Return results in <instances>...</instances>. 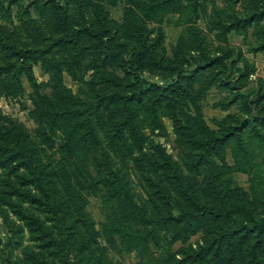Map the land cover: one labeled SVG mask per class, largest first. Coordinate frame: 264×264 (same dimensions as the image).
<instances>
[{"label": "trees", "instance_id": "trees-1", "mask_svg": "<svg viewBox=\"0 0 264 264\" xmlns=\"http://www.w3.org/2000/svg\"><path fill=\"white\" fill-rule=\"evenodd\" d=\"M215 1L0 0V96L19 99L25 82L40 145L52 150L59 141L58 159L43 164L44 150L26 142L22 126H0V170L15 179L1 185V201L35 226L29 233H40L33 240L45 241L43 250L57 246L52 228L23 202L60 220L76 207L65 234L79 223L91 234L82 236L84 248L101 237L117 254L135 252L138 264H264V96L243 92L247 64L237 67L225 46L231 32L256 26L255 51L264 50V8L261 0H225L227 9ZM118 3L116 21L105 9ZM238 3L245 13L232 8ZM209 5L213 49L197 25ZM168 17L182 27L172 58L161 27ZM34 67L46 82L36 81ZM212 87L228 92L215 107L238 108L214 121L215 130L199 107ZM161 116L171 121L180 165L144 131L162 129ZM232 171L248 176L247 191L227 178ZM86 196L105 210L99 232L74 202ZM29 254L34 264H49Z\"/></svg>", "mask_w": 264, "mask_h": 264}, {"label": "rangeland", "instance_id": "rangeland-1", "mask_svg": "<svg viewBox=\"0 0 264 264\" xmlns=\"http://www.w3.org/2000/svg\"><path fill=\"white\" fill-rule=\"evenodd\" d=\"M23 3H25L23 1ZM123 3H118L116 7H106L105 12H108L109 18L119 21L122 16ZM215 6L218 9H227L228 3L225 0H216ZM213 5L208 6L206 15L197 22V25L207 34V41L209 43V49L215 48L217 42L213 40V33L209 32V19L213 15ZM261 7L264 8V0H261ZM236 12L245 13L246 9L243 3L235 4L232 7ZM13 14L16 11L12 9ZM215 16V15H213ZM174 19L168 17L162 24V31L164 35L163 47L165 48L166 57L172 58V52L178 45V40L181 37L182 27H177L173 24ZM261 26L264 27V19L261 22ZM209 32V33H208ZM259 28L256 26L248 27L246 31L231 32L227 36V42L225 46H229L232 50V56L229 60H233L234 64L239 68H244L246 63V69L249 74V82L247 88L243 89L245 94L250 95L251 99H256L257 96H264V50L255 51L260 45ZM35 79L38 83H44L47 81L48 76L43 73L39 67L33 68ZM154 81L160 83L158 77L152 78ZM66 86L77 91L78 86L72 83L68 78H65ZM25 93L19 99L4 98L0 96V126L4 128H10L11 126H22L27 133V143H35L40 150L39 158L43 164L53 162L58 159L57 147L59 141L56 143V148L52 150H46L39 143V140L34 134L36 128L35 124L30 120L28 111L30 110V102L28 100V93L30 89L24 82ZM228 97L226 89H218L212 87L204 98L200 101V112L204 121L210 129L215 130L216 126L214 121L223 119L229 113H238V108L233 106L229 111H222L219 107L214 105L222 102ZM262 104V105H261ZM259 107L263 106L264 100ZM162 129L150 132L149 129H145L146 135L150 136L154 140L155 144L163 148L174 162L180 165L182 158V150L175 143V135L173 133L172 124L169 118L161 116ZM225 160L228 165H231L230 154L226 153ZM50 168H52L50 166ZM263 168V167H262ZM232 178L233 186H237L247 191L250 187L249 178L246 174L231 172V175L227 178ZM132 178V177H131ZM10 180L15 182L14 176H10L8 171L0 170V188L5 182ZM198 180H201L199 177ZM14 199V198H13ZM84 199V200H82ZM82 199H75L74 202L80 206L84 219L89 224L90 229L99 232L100 224L104 219V208L99 198L92 196H86ZM23 208L28 209V212L35 214L38 222L44 228H52L54 233V239L57 241V246L51 249H42L43 242L33 240L34 237L39 236L40 233L35 235L30 234L29 230L33 227H28L21 217L15 215L6 203L1 201L0 197V264H34L30 258V252L35 256L45 258L49 264H138L139 259L135 252L117 254L113 252L108 245L101 239L96 237V244L94 241L88 242V247H83L82 236H88L80 224L76 223L73 226V230L68 234H65V229L70 225V221L74 217H77L76 207H67L69 214H72L71 218L68 217L60 220L59 218H53L44 216L39 211L30 207L27 203L22 204ZM200 235H197L189 240V243L195 244L199 240ZM47 240V239H46ZM62 240H67L64 247H60L59 252L56 254V248H59L58 244ZM87 242V241H86ZM41 249H40V248ZM179 245H175L173 249H177Z\"/></svg>", "mask_w": 264, "mask_h": 264}]
</instances>
